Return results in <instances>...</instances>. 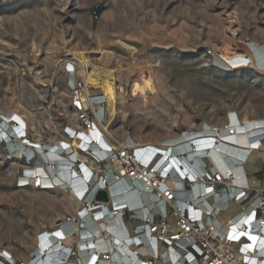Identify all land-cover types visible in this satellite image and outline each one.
<instances>
[{
	"label": "rangeland",
	"instance_id": "rangeland-1",
	"mask_svg": "<svg viewBox=\"0 0 264 264\" xmlns=\"http://www.w3.org/2000/svg\"><path fill=\"white\" fill-rule=\"evenodd\" d=\"M249 40L264 42V0L1 3L0 130L16 116L30 139L51 144L66 125H77L66 64L76 62L71 52L79 49L93 64L115 68L126 91L143 77L153 82L145 96H120L115 116L106 112L109 142L128 136L156 144L204 122L220 125L230 110L240 118L264 116V67L233 68L221 58L223 47L229 54L253 50ZM261 152L248 171L264 186ZM9 154L0 142V260L7 249L21 264L42 232L76 218L79 201L63 188L18 187L26 165ZM76 238L64 241L76 246L72 261L81 256Z\"/></svg>",
	"mask_w": 264,
	"mask_h": 264
},
{
	"label": "bare ground",
	"instance_id": "bare-ground-1",
	"mask_svg": "<svg viewBox=\"0 0 264 264\" xmlns=\"http://www.w3.org/2000/svg\"><path fill=\"white\" fill-rule=\"evenodd\" d=\"M233 22L232 20L231 24ZM117 41L125 48H131L125 41L121 39ZM262 43L264 42L257 43L249 40L253 50L245 54L239 52L229 54L226 47H223L221 58L233 68L244 67L248 63L264 67V44ZM86 53L88 52L82 49L71 52L76 62L70 61L66 64L69 73L68 83L74 86V73L76 74L77 70L75 65H81L87 92L90 95H98L104 100V109L111 116L118 113L117 104L120 96L125 94H129L130 97L145 96L147 90L154 91L152 80L144 77L139 81H134L129 91H126L119 83L115 68L93 64L89 61L90 59L88 60ZM230 111L220 125L204 122L195 129L172 134L156 144L138 142L136 145L132 138L128 136L123 138V144H135L133 145L135 153L142 162L150 161L149 167L155 166L160 173L171 175L163 179L157 177L156 173H149L148 176L141 174L139 178L132 179L123 175L121 169L118 168L117 173H112L110 167L111 170L105 174L104 172L96 173L95 170L91 171L92 167L97 168L79 153V146L102 153L109 148L110 144L113 145V142H109L112 132L102 133L98 127L94 130L80 129L77 136H74L72 145L69 144L76 150V156L81 161L82 172L76 173L75 167H71L76 165L72 161V156L59 152L61 148L69 150L67 142V144L59 143L55 138L51 144H46L47 149H44L43 142L36 139L37 144L33 148L20 135L18 125L15 126V122L9 118L11 115L7 117V121L4 120L1 127L0 138L5 137V140L9 142V150L15 153L12 156L20 160L23 154H26L28 158L33 154L31 158L34 159L33 165L21 169L23 178L29 179L33 185L36 181L46 184L45 189L52 188L53 183L59 184L79 201L76 202L77 208L75 209L78 211L76 218L68 217L64 219L61 226L42 232L30 250L32 255L21 261V264H184L182 256L172 250H164L158 246L156 254L154 245L149 240L147 228L143 229L144 232L140 236L132 234L129 229L133 227V224L123 220L121 207L127 205L139 215H147V212L152 211L153 205L156 204L164 210L165 199L160 195V191H152V187L158 184L161 187L164 185L180 186L181 177L186 172L197 173V170L202 167L201 164L208 162L209 164L212 162L221 173H233L235 183L247 182L254 188L264 189V186H260L261 181L253 177L247 169L252 155L256 151H264V116L240 118L236 111ZM12 117L20 125L24 123L22 118ZM6 124L9 128L5 127L3 130ZM261 154L264 157V152ZM261 172L264 174V161L261 165ZM152 175H154L153 178L149 179ZM97 188L107 190L108 200L107 202L99 201L98 208L90 209L83 203V199L87 198L94 202L96 199L93 196ZM202 191L203 187L196 182L192 195L197 196ZM217 196L220 197V194ZM219 203L216 200V204L219 205ZM178 204L184 206L180 200ZM197 207L196 211L193 210L194 214H198L201 208L206 209L202 202ZM236 209L237 205L233 204L231 209L221 212L217 216L219 221L225 226L232 227V216ZM92 212H95L94 215ZM73 237H77L76 242L81 255L79 261H72V258L76 257L72 255L74 250L77 255L76 246L64 242ZM250 238L252 241L256 240L254 235ZM258 238L262 239L263 243L261 241L258 243L261 246V243L264 244V235ZM141 241L143 245L138 248L135 243ZM255 242L257 243V240ZM5 251V254H1L5 260H0V264H20L16 263L7 249ZM149 253L157 256L162 254V259L159 257V259L148 262Z\"/></svg>",
	"mask_w": 264,
	"mask_h": 264
},
{
	"label": "built area",
	"instance_id": "built-area-1",
	"mask_svg": "<svg viewBox=\"0 0 264 264\" xmlns=\"http://www.w3.org/2000/svg\"><path fill=\"white\" fill-rule=\"evenodd\" d=\"M11 1L13 0H0V4ZM76 68L77 80L72 87L70 105L74 111V120L77 125H66L63 128L64 135L57 137V142L68 143L66 144L69 146V150L61 148L59 152L71 155L72 161L76 164L71 167H75L76 173H81V161L76 156V150L69 145H72L74 136H77L80 129L94 130L98 127L105 134L108 130L105 123L107 113L103 105L104 100L100 99L98 95H90L87 92L82 74L83 68L81 65H76ZM9 118L15 122V126L18 125L20 135L25 142L35 148L37 143L28 137L29 132L24 124L20 125L13 117ZM0 142L8 149L9 156L13 157L12 155L15 153L9 150L10 144L5 140V137L0 138ZM112 142L113 145L110 144L109 148L102 153H96L91 148L79 146V153L97 168L92 167L91 171L95 170L96 173L104 172L105 174L111 170L110 167L112 173H117L118 169H121L123 175L132 179L139 178L141 174L148 176L149 173H156L160 179L171 177L169 173H160L155 166L149 167L150 161L142 162L135 153L133 146L135 144ZM134 143L138 145V141H134ZM46 144L48 143L43 142L44 149H47ZM102 148L104 147L102 146ZM32 157L33 154L30 158L23 154L20 160L26 166H32L34 160L31 159ZM201 166L197 173L186 172L181 177L180 186L164 185L161 187L158 184V186L152 187V191H160V195L165 199L164 210H161L156 204L153 205L152 211L147 212V215H139L134 209L123 205L121 207L123 220L133 224V227L129 229L130 232L140 236L144 232L143 229L147 228L149 240L154 245L156 254L158 246L164 250H172L182 256L184 264H263L264 244H262V239L260 240L261 237L258 238V236L264 235V189L254 188L247 182L235 183L233 173H221L212 162L201 164ZM22 172L21 170L16 179L18 187L31 185L38 189H45L46 184L36 181L33 185L29 179L23 178ZM153 176H149V179H152ZM196 182L201 184L203 191L199 192L197 196H193L192 192H194ZM51 187L49 189L62 188L61 185L55 183L51 184ZM99 189L97 188V190ZM217 194H220V197ZM196 197L198 198L195 199ZM179 200L184 206L178 204ZM216 200L220 202L219 205L216 204ZM91 202L92 200L89 201L87 198L83 199V203L88 208H98L99 201ZM201 202L206 209L201 208L198 214H194L193 210L196 211ZM233 204L237 205L232 216L233 226H225L217 216L221 212L231 209ZM94 213L92 212L93 215ZM134 223L137 224L134 225ZM251 235H254L257 243L256 240L252 241ZM260 241L262 242L261 246L258 245ZM135 244L140 248L143 242ZM156 254L149 253L148 262L162 257V254L158 256ZM189 255L190 257H188Z\"/></svg>",
	"mask_w": 264,
	"mask_h": 264
},
{
	"label": "water",
	"instance_id": "water-1",
	"mask_svg": "<svg viewBox=\"0 0 264 264\" xmlns=\"http://www.w3.org/2000/svg\"><path fill=\"white\" fill-rule=\"evenodd\" d=\"M18 173H21V169L18 170ZM95 199L97 201H107L108 200V193L105 189H99L95 193Z\"/></svg>",
	"mask_w": 264,
	"mask_h": 264
},
{
	"label": "crops",
	"instance_id": "crops-1",
	"mask_svg": "<svg viewBox=\"0 0 264 264\" xmlns=\"http://www.w3.org/2000/svg\"><path fill=\"white\" fill-rule=\"evenodd\" d=\"M252 156H253V155H252ZM251 159H252V157H251ZM249 165H250V164H248L247 169H248ZM254 168H255V167H254Z\"/></svg>",
	"mask_w": 264,
	"mask_h": 264
}]
</instances>
